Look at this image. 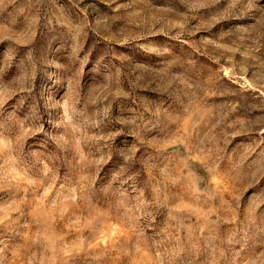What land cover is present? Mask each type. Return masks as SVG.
I'll return each mask as SVG.
<instances>
[{
	"label": "rangeland",
	"instance_id": "374dc122",
	"mask_svg": "<svg viewBox=\"0 0 264 264\" xmlns=\"http://www.w3.org/2000/svg\"><path fill=\"white\" fill-rule=\"evenodd\" d=\"M0 264H264V0H0Z\"/></svg>",
	"mask_w": 264,
	"mask_h": 264
}]
</instances>
